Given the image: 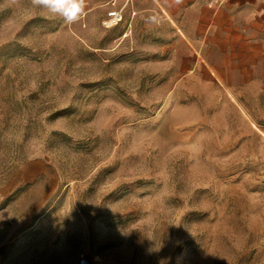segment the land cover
I'll use <instances>...</instances> for the list:
<instances>
[{
  "label": "rangeland",
  "instance_id": "obj_1",
  "mask_svg": "<svg viewBox=\"0 0 264 264\" xmlns=\"http://www.w3.org/2000/svg\"><path fill=\"white\" fill-rule=\"evenodd\" d=\"M112 1L0 0V264H264V13Z\"/></svg>",
  "mask_w": 264,
  "mask_h": 264
},
{
  "label": "clouds",
  "instance_id": "obj_2",
  "mask_svg": "<svg viewBox=\"0 0 264 264\" xmlns=\"http://www.w3.org/2000/svg\"><path fill=\"white\" fill-rule=\"evenodd\" d=\"M33 5L48 9L51 13L61 15L67 22H71L76 18L83 9L84 0H72V8L77 9L75 15L66 10L68 0H32Z\"/></svg>",
  "mask_w": 264,
  "mask_h": 264
},
{
  "label": "crops",
  "instance_id": "obj_3",
  "mask_svg": "<svg viewBox=\"0 0 264 264\" xmlns=\"http://www.w3.org/2000/svg\"><path fill=\"white\" fill-rule=\"evenodd\" d=\"M123 1L124 3H129L130 0H121ZM112 2H115L117 4V0H113ZM243 3H246V5L249 7V10H248V14H256V15H261L264 13V0H243ZM121 4H119L118 6L119 7H124V6H120ZM117 6V5H116ZM125 9V7H124ZM259 75L260 77H264L263 73L261 72L260 74H257L256 75V79H251V81L249 82L248 84V88L250 87H254V85L257 86V79L259 78Z\"/></svg>",
  "mask_w": 264,
  "mask_h": 264
},
{
  "label": "built area",
  "instance_id": "obj_4",
  "mask_svg": "<svg viewBox=\"0 0 264 264\" xmlns=\"http://www.w3.org/2000/svg\"><path fill=\"white\" fill-rule=\"evenodd\" d=\"M113 9L108 12L107 18L103 21V24L110 28L123 19L124 7L116 6L115 2H112ZM80 264H88V260L86 258H81Z\"/></svg>",
  "mask_w": 264,
  "mask_h": 264
}]
</instances>
